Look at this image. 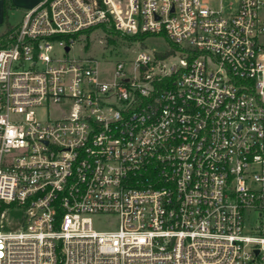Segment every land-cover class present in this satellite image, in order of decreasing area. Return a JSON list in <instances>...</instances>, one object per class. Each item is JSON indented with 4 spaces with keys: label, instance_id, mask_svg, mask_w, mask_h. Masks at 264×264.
I'll return each instance as SVG.
<instances>
[{
    "label": "built area",
    "instance_id": "2783aa9c",
    "mask_svg": "<svg viewBox=\"0 0 264 264\" xmlns=\"http://www.w3.org/2000/svg\"><path fill=\"white\" fill-rule=\"evenodd\" d=\"M13 26L0 264H264V0H42ZM103 26L178 49L70 55Z\"/></svg>",
    "mask_w": 264,
    "mask_h": 264
},
{
    "label": "rangeland",
    "instance_id": "374dc122",
    "mask_svg": "<svg viewBox=\"0 0 264 264\" xmlns=\"http://www.w3.org/2000/svg\"><path fill=\"white\" fill-rule=\"evenodd\" d=\"M225 4H228L231 0H223ZM13 22H16L20 19L18 13H13L11 16ZM12 26L16 23H11ZM6 29V23L1 25L0 31ZM168 48V43L164 37L159 35H150L145 38L143 42L133 41L126 38H120L118 43L114 46H110L106 39V33L102 30H95L89 33H84L80 35L79 39L74 42L70 55L88 58L95 57L100 61L104 57L109 56L112 52L109 50H114L112 55L118 56L119 52L128 50L127 55L131 58H134L137 51L146 50L149 53L165 51ZM109 49V50H108ZM60 51L59 48L56 49V52ZM119 51V52H118ZM112 67V66H111ZM111 67L108 68L111 69ZM38 113L41 117H45L47 111L45 109H39ZM22 218V211L19 208H13L8 210L2 218V226L7 230H13L19 227V222ZM95 227L99 230L105 229H115L118 227L119 219L114 215H101L95 218Z\"/></svg>",
    "mask_w": 264,
    "mask_h": 264
},
{
    "label": "trees",
    "instance_id": "16d2710c",
    "mask_svg": "<svg viewBox=\"0 0 264 264\" xmlns=\"http://www.w3.org/2000/svg\"><path fill=\"white\" fill-rule=\"evenodd\" d=\"M16 8H17V6L14 5L11 2V0H4V18H3V22L0 23V27H1V25L5 24L6 20L9 18L10 10L11 9H16ZM103 27H104V31L106 33L107 42L109 44H112V45H116L118 43L119 39L122 38V37L126 38V39L128 38V39L133 40V41H141V42H143L146 37L151 35V34H138V35H134V36H129V35L123 34L119 30H116L112 26L111 27L103 26ZM15 28H16V26H10V27L6 28L5 30L0 31V46L1 45H5L7 43L8 36L11 33L14 32ZM89 32H92V29L86 30L85 32L81 31L79 33L73 34L72 36H64V38L67 40V43L70 44L72 38L73 39H78L80 34L89 33ZM166 41L168 43L169 48L166 49L165 51L157 52L158 56H160V57H164V56H166V55H168L170 53L175 52L178 49V47L170 39L167 38Z\"/></svg>",
    "mask_w": 264,
    "mask_h": 264
},
{
    "label": "crops",
    "instance_id": "0c3cea01",
    "mask_svg": "<svg viewBox=\"0 0 264 264\" xmlns=\"http://www.w3.org/2000/svg\"><path fill=\"white\" fill-rule=\"evenodd\" d=\"M41 1L42 0H11V2L14 5H16L17 8L10 10L9 18L5 22L6 28L12 26L11 23H17L22 18L26 10L36 7ZM13 13H18L20 15V19H18L16 22H13L11 19ZM3 18H4V0H0V23L3 22Z\"/></svg>",
    "mask_w": 264,
    "mask_h": 264
},
{
    "label": "water",
    "instance_id": "95a60500",
    "mask_svg": "<svg viewBox=\"0 0 264 264\" xmlns=\"http://www.w3.org/2000/svg\"><path fill=\"white\" fill-rule=\"evenodd\" d=\"M67 50L69 49V46H67V48H66Z\"/></svg>",
    "mask_w": 264,
    "mask_h": 264
}]
</instances>
